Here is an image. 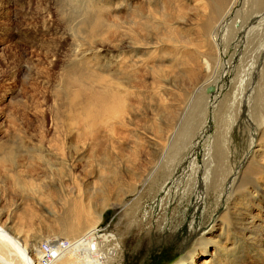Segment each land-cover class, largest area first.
<instances>
[{"label": "rangeland", "instance_id": "374dc122", "mask_svg": "<svg viewBox=\"0 0 264 264\" xmlns=\"http://www.w3.org/2000/svg\"><path fill=\"white\" fill-rule=\"evenodd\" d=\"M121 1L114 0V3L119 4ZM127 1L129 5L117 15L123 18L122 21L128 19L124 18L127 11L141 6L145 0ZM182 3L189 14L185 16L187 24L192 26V29L186 31H193L192 20L195 13L200 10L199 14L205 17L203 15L209 9L202 5L201 0H185ZM76 7V0H0L1 208L7 211L10 208L9 212L14 213L18 225L32 214L35 224L33 230L43 234L46 238L43 242H46L47 234L60 229L53 223L54 216L51 218L49 214L55 212L56 218H60L66 203L86 196V185L93 187V198L97 200L94 195L97 187L111 179L110 171L119 172V181L125 185L138 184L141 177L150 175L149 171L154 168L163 152V164L169 160L171 166L178 160L173 156L180 147L182 153L187 151L199 137V161L196 166L185 165L186 173L183 174L180 170L174 179L169 180L168 185L166 173L163 171L152 182L140 188L139 193L127 197L125 207L114 212L109 211L104 218L105 224H112L111 231L117 232L119 239L120 236L124 238L115 264H178L183 255L202 237L213 238V234L221 232L217 223L228 207L226 195L217 199L213 192H209L200 206L197 197L198 189L201 188L203 193L207 190L199 182L206 180L203 172L205 168L202 167L209 161L206 151L212 146L219 125L216 123L215 113L210 109L204 133L201 129L202 122L197 120L185 128L187 137L183 138L179 132L172 143L166 142L161 129L176 115L173 112L167 113L157 105L158 101H151V98L154 91L159 94L161 92L160 79L161 83H174V88H178L183 82L188 83L194 78L190 75L192 68L203 73L204 58L210 63V67L214 62L211 74L216 78L221 77L218 79L219 86L223 87L221 91L215 92L213 87L212 92L209 91L210 88L206 91L208 95L218 94L219 102L228 94H234L231 87L235 74L245 71L247 80L250 77L253 80L263 69L264 59L260 54H264V11H259L255 0H240L235 14L224 23L221 31L219 28L217 30V43L225 47L221 50L224 53L221 65L212 51L208 53L204 48L199 50L195 46L192 49L186 48L185 43H180L173 55V45L166 47L164 62L159 63L160 59L145 57L144 60L151 66L149 70L128 68L124 74L130 76L135 88L129 99L136 102L139 98L145 105L140 107V103H136L133 107L132 126L117 123L116 130L119 133L121 130L137 131L138 134L126 133L114 140L108 137L109 140L105 138L92 141L81 134L82 129L79 128L82 126V117L79 114H69L67 102L60 94L64 83L72 78L70 48L74 44L69 35L72 28L62 24L64 19L61 17ZM47 14L50 18L45 17ZM259 27L262 28L255 30ZM46 28L51 32L47 34ZM164 33V38L173 37L171 33H175V39H184L179 30L169 29ZM33 34L38 35L35 41H31ZM105 46H108L106 42ZM123 52L129 54L128 49ZM190 52H194L193 58ZM172 58L177 61L171 62ZM141 59L142 56H139V60ZM131 60H136L133 54ZM181 60L188 65L173 75V68L171 71L169 67ZM92 69L97 67L92 66ZM115 71L113 68L110 73H100L110 75ZM250 89L251 87L247 90ZM174 94L171 91L168 96L163 93L166 98L172 97L166 103L171 111L178 107V98ZM245 104L244 97V108ZM233 121L234 118L231 122ZM191 129L195 130L192 136ZM183 139L185 140L182 141ZM157 145H161V152ZM113 147L118 149L113 150ZM262 150L264 151V147ZM62 161L69 165L71 163L69 169L65 170ZM193 166L195 167L192 170ZM197 168L200 169L199 172H195ZM130 170L138 175L132 177ZM18 180L27 187L22 184L19 186ZM192 185L196 189L193 188L191 194L187 189ZM50 245L52 243L48 242L43 247ZM112 245L109 243V246ZM111 249L106 247L103 253L109 254ZM214 251L215 248L211 246L209 254L204 255L205 258L198 253L195 264L210 262ZM250 255L259 254L253 252ZM257 260L264 264L263 257Z\"/></svg>", "mask_w": 264, "mask_h": 264}, {"label": "bare ground", "instance_id": "6f19581e", "mask_svg": "<svg viewBox=\"0 0 264 264\" xmlns=\"http://www.w3.org/2000/svg\"><path fill=\"white\" fill-rule=\"evenodd\" d=\"M122 1L116 4L114 0H76V8L71 9L68 14L61 13V18L64 19L62 24L72 28L69 35L74 44L70 48L72 78L64 83L60 94L67 102L69 114L71 116L79 114L82 117L80 119L82 126L79 128L82 129L81 134L92 141L105 138L114 140L126 133L138 134L137 131L127 130H121L119 133L116 125L121 123L128 127L132 126L133 107L136 103H140V107L145 105V102L139 98L136 102L129 99L135 88L132 86L130 76L124 74L132 67L142 70L151 69L147 60H144L145 57L160 59L159 63L164 62L163 54L168 45H173L174 48L171 50L173 55L178 45L185 43L186 48L192 49L195 46L199 50L204 48L208 53L212 51L221 65V57L224 55L221 50L225 47L217 43L219 32L217 30L223 29L224 23L235 14L240 2V0H201L202 5L207 6L209 12L202 17L199 14L200 10L197 11L192 20L193 31H186L192 29V26L187 24L185 17L189 16L182 3L185 0H145L141 6L127 11L124 18L128 19L124 21L117 15L129 5V1ZM255 5L259 11H264V0H255ZM45 17L50 18V15L47 14ZM169 29L179 30L184 35V39H175V33H171L173 37L164 38V31ZM46 30L47 34L51 32L49 28ZM37 36V34L31 35V41H35ZM105 42L108 46H105ZM97 44L99 46H96ZM125 49L129 50V54L123 52ZM131 54L136 58L135 61L131 60ZM190 54L193 58L194 52ZM260 55L264 59V54ZM139 56H142L141 60ZM173 61L176 62L177 59L172 58L171 62ZM204 62V72L192 68L190 75L194 78L188 83L183 82L181 87L174 88V83H161L162 79H160L161 92L159 94L154 91L151 98V101H158L156 104L164 108L167 113L173 112L176 115L161 129L166 142L172 143L179 132L182 133L183 138L187 137L185 128L197 120L202 122L201 129L204 133L203 129L207 124L210 109L215 113L216 123L219 125L217 136L206 151L209 161L202 167L205 168L203 172L206 180L199 182L207 190L203 193L201 188L198 189L197 197L200 206L205 202L209 192H213L217 199L226 195L228 207L217 223L218 228L221 227V232L217 235L213 234V238L202 237L183 255L178 264H195L197 254L201 253L202 258H205L204 255L209 254L211 246L215 251L207 264H261L257 258H264V151L262 150L264 62L261 63L263 69L253 80L251 77L247 80L248 75L245 71L235 74L231 87L234 94H228L221 102L218 101V94L206 93L209 88L213 87L215 92H219L223 87L218 83L221 77L217 75L216 78L210 72L214 62L212 67L205 58ZM185 65H188L187 62L181 60L169 69L172 71L173 68L174 75L181 72ZM92 66H96L97 69H92ZM113 68L116 71L110 75L100 73L109 72ZM200 74L202 75L196 76ZM162 84L165 86L163 87ZM249 87L251 89L247 90ZM169 91L176 93L174 95L178 98L176 101L178 107H174L173 111L169 110V105H166L172 97L166 98L163 95L165 93L168 96ZM244 97L245 108L242 105ZM232 118H234L233 123ZM194 133L195 130L191 129V136ZM198 139L183 153L180 147L173 156L178 160L171 166L169 160L163 164L165 159L163 152L154 168L149 171L150 175L140 176L138 184L125 185L119 181V172L110 171L111 179L97 187V192L94 194L97 200L93 198V187L86 185V196L75 197L77 200L66 203L60 218H56L55 212L49 214L51 218L54 216L53 223L60 229L47 234L46 242H43L46 239L43 234L33 230L35 224L32 214L25 218V222L18 225L14 213L9 212L10 208L8 211L2 209L0 202V264H115L118 249H121V241L124 238L120 236L119 239L118 233L111 231L112 224H105L104 218L109 211L114 212L120 207H125L127 197L139 193L140 188L152 182L155 176L163 171L166 173V185H168L169 180L174 179L180 170L183 174L186 173L185 165L196 166L199 161ZM157 147L161 152V145ZM117 149L113 147V150ZM61 164L65 170L71 166V163L69 165L66 161H62ZM197 171L199 172L200 169H195V172ZM130 175L134 177L138 174L130 170ZM17 184L27 187L19 180ZM194 186L188 187L187 191L192 194L196 189ZM259 214L263 216L260 217ZM48 242L52 245L47 246L48 248L43 247ZM109 243L113 245L109 246ZM106 247L112 248L109 254L103 253ZM253 252L259 255L251 256Z\"/></svg>", "mask_w": 264, "mask_h": 264}, {"label": "water", "instance_id": "95a60500", "mask_svg": "<svg viewBox=\"0 0 264 264\" xmlns=\"http://www.w3.org/2000/svg\"><path fill=\"white\" fill-rule=\"evenodd\" d=\"M209 91H210V92H212V91H213V89H212V88H210V89H209Z\"/></svg>", "mask_w": 264, "mask_h": 264}, {"label": "built area", "instance_id": "2783aa9c", "mask_svg": "<svg viewBox=\"0 0 264 264\" xmlns=\"http://www.w3.org/2000/svg\"><path fill=\"white\" fill-rule=\"evenodd\" d=\"M45 248H47V246H45Z\"/></svg>", "mask_w": 264, "mask_h": 264}]
</instances>
